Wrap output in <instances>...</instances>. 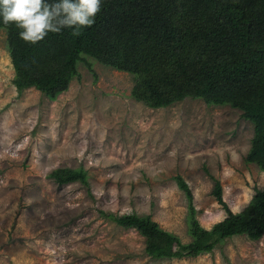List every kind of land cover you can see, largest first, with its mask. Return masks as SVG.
<instances>
[{
    "label": "rangeland",
    "instance_id": "obj_1",
    "mask_svg": "<svg viewBox=\"0 0 264 264\" xmlns=\"http://www.w3.org/2000/svg\"><path fill=\"white\" fill-rule=\"evenodd\" d=\"M90 64V65H89ZM79 75L50 99L18 91L7 28L0 30V264H264V235H237L199 256L154 259L145 238L109 218L136 212L189 242V202L211 228L248 205L264 171L246 156L254 123L231 105L186 98L152 108L132 96L134 75L84 56ZM84 168L58 183V168Z\"/></svg>",
    "mask_w": 264,
    "mask_h": 264
},
{
    "label": "trees",
    "instance_id": "obj_2",
    "mask_svg": "<svg viewBox=\"0 0 264 264\" xmlns=\"http://www.w3.org/2000/svg\"><path fill=\"white\" fill-rule=\"evenodd\" d=\"M4 27L18 91L34 87L56 99L90 56L134 75L132 96L149 107L199 98L241 109L254 123L246 161L264 171V0H103L95 23L79 36L65 29L35 45L20 39L14 25L0 23V30ZM51 175L58 183L80 180L89 186L84 168H58ZM175 180L189 202V242L150 215H109L144 236L152 258L199 256L233 236L258 240L264 235V188L233 213L216 180L214 194L227 214L206 228L188 182L182 175Z\"/></svg>",
    "mask_w": 264,
    "mask_h": 264
},
{
    "label": "clouds",
    "instance_id": "obj_3",
    "mask_svg": "<svg viewBox=\"0 0 264 264\" xmlns=\"http://www.w3.org/2000/svg\"><path fill=\"white\" fill-rule=\"evenodd\" d=\"M103 0H0V23L12 24L20 39L37 44L49 33L70 30L79 36L95 23ZM233 213L239 206H231Z\"/></svg>",
    "mask_w": 264,
    "mask_h": 264
}]
</instances>
